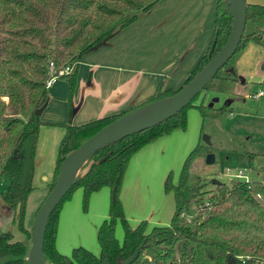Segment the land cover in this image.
I'll return each mask as SVG.
<instances>
[{"label":"trees","instance_id":"obj_1","mask_svg":"<svg viewBox=\"0 0 264 264\" xmlns=\"http://www.w3.org/2000/svg\"><path fill=\"white\" fill-rule=\"evenodd\" d=\"M158 1L0 0V177L8 175L10 178L7 190L0 192V199L11 210L12 221L26 237V241L21 242L8 230L0 231L2 263L26 264L25 242L30 239L31 229H25L24 216L28 198L35 190V156L43 124L35 112L48 99L45 82L49 63L60 67L78 61L103 46L113 33L133 24ZM245 5V30L249 26L250 32L244 31L237 51L211 81L218 80L224 70L227 75L222 81L237 82L234 59L247 44L264 42V28L260 24L264 6L246 2ZM230 29L231 17L225 0H216L213 32L206 53L180 89L161 88L151 101L172 96L187 85L223 47ZM64 78L69 82L71 93L75 73ZM192 102L173 118L100 150L84 164L80 181L71 187L50 216L43 247L45 264H122L136 249H139L138 256L132 264H264V184L238 180L230 187L222 183L215 185L214 191H206L205 183L188 187V171L197 147L188 156L179 182L174 185L170 177L166 180L165 191L171 192L174 199L169 226H155L146 233L144 222L131 228L125 219L120 191L129 162L145 146L174 130H185L184 111L192 107ZM196 108L205 116L203 106ZM70 113L71 110L69 116ZM123 114L79 126L70 122L62 125L65 133L58 146L48 193L64 158ZM107 155V160L99 163ZM77 187L82 188L85 199L104 187L110 189L112 196L115 188L109 220L98 230V256L77 248L68 257L59 254L55 247L62 204ZM116 220L122 222L124 229L121 245L114 236Z\"/></svg>","mask_w":264,"mask_h":264},{"label":"rangeland","instance_id":"obj_2","mask_svg":"<svg viewBox=\"0 0 264 264\" xmlns=\"http://www.w3.org/2000/svg\"><path fill=\"white\" fill-rule=\"evenodd\" d=\"M260 24L264 26V18ZM245 32H250L249 26ZM76 64L77 60L74 61V67ZM262 66L264 42L247 44L234 59L233 69L238 76L237 82L222 81L227 74L224 70L221 71L218 80L211 81L207 89L193 100L192 107L184 111L185 130L177 129L159 138L131 159L129 163L135 161L141 153L148 152L146 158L154 161L156 166L153 173L142 178L141 203L129 201L124 206L121 202L125 219L131 228L144 222L145 231L149 233L155 226H169L174 213V199L171 192L165 191L166 180L170 177V182L174 185L179 182L181 170L196 147L198 151L188 171V187L205 183L206 191H214L213 180L230 187L238 181L234 175L239 171H245L249 180L264 184V96L255 98L256 94L264 90ZM68 83L66 79L60 78L53 88H47L49 103L40 117L44 124L39 130L34 169L37 173L36 180L42 185L45 181L40 176H49L53 172L58 146L64 136V129L59 124H63L66 119ZM199 106L205 108V116L196 108ZM89 107L86 101L80 113L73 117L74 121L80 124L96 119L97 115L94 119H89ZM203 136L209 139L208 143L203 141ZM208 155L214 157L211 164L206 163ZM9 184V176H1L0 192L7 190ZM40 204L34 209L28 202L24 227H32ZM110 204L111 191L107 187L90 194L86 199L82 188H75L63 202L58 216L55 239L57 252L71 257L74 249L83 248L98 256V230L109 220ZM191 210L194 212L195 207L192 206ZM11 215V210L0 199V231L8 230L15 240L26 241ZM114 236L121 245L124 241V229L120 220L115 221ZM25 243L29 249L30 239ZM0 264L4 263L0 261Z\"/></svg>","mask_w":264,"mask_h":264},{"label":"crops","instance_id":"obj_3","mask_svg":"<svg viewBox=\"0 0 264 264\" xmlns=\"http://www.w3.org/2000/svg\"><path fill=\"white\" fill-rule=\"evenodd\" d=\"M245 2L264 6V0ZM215 4L216 0H159L151 10L141 13L133 24L116 31L103 46L84 55L77 61L72 73H75V83L68 95L63 124L70 122L79 126L93 121L78 124L73 119L86 101L90 105L89 119H94L96 115V119H99L120 115L148 103L161 88L172 91L180 89L208 49ZM147 154L141 153L128 165L120 191L124 206L129 201L141 203L142 178L156 170L154 161L146 158ZM36 175L35 171V190L28 198L34 209L48 194L54 170L49 176H40L44 178V185L37 182ZM25 229L30 230L31 227Z\"/></svg>","mask_w":264,"mask_h":264},{"label":"water","instance_id":"obj_4","mask_svg":"<svg viewBox=\"0 0 264 264\" xmlns=\"http://www.w3.org/2000/svg\"><path fill=\"white\" fill-rule=\"evenodd\" d=\"M225 4L231 17L229 36L218 53L187 85L172 96L145 103L125 112L64 158L60 164L53 188L46 195L35 214L30 231V247L26 256V264H45L43 247L50 216L71 187L80 181L84 164L90 161L100 150L129 136L156 127L176 116L203 91L217 72L235 54L245 31L246 5L245 0H225ZM229 71L232 72L233 69ZM47 103L48 99L35 112L37 117H41ZM203 141L208 143L209 139L203 136ZM108 157L109 155L101 159L99 163L104 162ZM213 161L214 157L208 155L206 163L211 164ZM212 183L214 185L220 184L216 180H213ZM114 192L115 188L112 191V201L115 199ZM138 252L139 249H136L134 254L122 264H132L136 260Z\"/></svg>","mask_w":264,"mask_h":264},{"label":"built area","instance_id":"obj_5","mask_svg":"<svg viewBox=\"0 0 264 264\" xmlns=\"http://www.w3.org/2000/svg\"><path fill=\"white\" fill-rule=\"evenodd\" d=\"M74 70V62L68 63L63 66L57 67L53 62H50L48 65V78L45 82V87L50 88L58 79L64 78L68 75H71ZM264 96V90L260 91L255 98ZM229 172V171H227ZM245 171H239L236 175H234V178H236L239 181H244L245 183H250V180L247 178V176L244 173ZM258 199H260V195L256 196Z\"/></svg>","mask_w":264,"mask_h":264}]
</instances>
